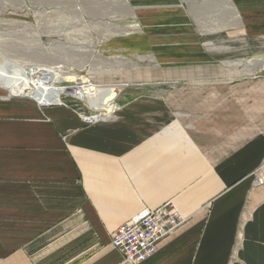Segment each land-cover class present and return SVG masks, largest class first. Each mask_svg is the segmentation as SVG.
<instances>
[{"label":"crops","instance_id":"1","mask_svg":"<svg viewBox=\"0 0 264 264\" xmlns=\"http://www.w3.org/2000/svg\"><path fill=\"white\" fill-rule=\"evenodd\" d=\"M230 1L238 33L264 36L250 24L264 21V0ZM160 2L188 20L180 0ZM190 47L197 60L181 68L218 72ZM223 71L160 94L98 91L88 108L111 112L93 123L0 92V264H127L111 233L166 204L187 221L140 264H264V66Z\"/></svg>","mask_w":264,"mask_h":264},{"label":"rangeland","instance_id":"2","mask_svg":"<svg viewBox=\"0 0 264 264\" xmlns=\"http://www.w3.org/2000/svg\"><path fill=\"white\" fill-rule=\"evenodd\" d=\"M160 1L0 0V76L12 64L33 75L48 74L59 87L92 85L82 98L60 97V104L88 117L111 111H91L85 100L118 85L120 92L160 94L186 87L179 77H220L225 69L235 80L260 75L264 36L238 33L243 22L230 0H180L186 22L177 17V4L168 8ZM231 11L234 19L225 13ZM250 24L264 28L262 20ZM194 43L207 50L218 72L180 67L197 60L190 47Z\"/></svg>","mask_w":264,"mask_h":264},{"label":"built area","instance_id":"3","mask_svg":"<svg viewBox=\"0 0 264 264\" xmlns=\"http://www.w3.org/2000/svg\"><path fill=\"white\" fill-rule=\"evenodd\" d=\"M38 106L51 105L42 102ZM81 119L86 123L96 122L93 116H83ZM254 184H262L260 177H255ZM186 221L187 218L172 204L155 210L145 208L111 233V246L122 255L124 263L140 264L157 251L161 240L182 227Z\"/></svg>","mask_w":264,"mask_h":264},{"label":"bare ground","instance_id":"4","mask_svg":"<svg viewBox=\"0 0 264 264\" xmlns=\"http://www.w3.org/2000/svg\"><path fill=\"white\" fill-rule=\"evenodd\" d=\"M10 72L6 75L0 76V88L7 92L9 97H21L28 98L37 103V105L43 103L51 106L60 104V97L62 95H74L78 98H82L83 94L92 91V85L76 84L69 87H59L55 85V79L48 74H36L33 75L28 71L8 64ZM82 82H85L82 77ZM48 107V106H47ZM101 112H105V107L98 109ZM93 118L97 120L105 119V115L97 114Z\"/></svg>","mask_w":264,"mask_h":264}]
</instances>
